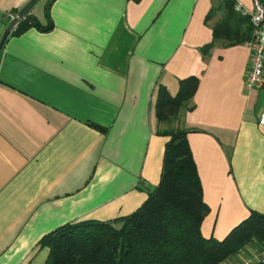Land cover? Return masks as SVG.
<instances>
[{"label": "crops", "instance_id": "1", "mask_svg": "<svg viewBox=\"0 0 264 264\" xmlns=\"http://www.w3.org/2000/svg\"><path fill=\"white\" fill-rule=\"evenodd\" d=\"M50 1L28 16L40 28L5 39L31 0H0V264H44L40 243L60 227L139 210L169 138L157 88L175 97L191 76L199 87L175 127L189 132L210 208L203 237L220 242L264 215V92L243 86L250 53L221 40L202 51L222 0Z\"/></svg>", "mask_w": 264, "mask_h": 264}, {"label": "trees", "instance_id": "2", "mask_svg": "<svg viewBox=\"0 0 264 264\" xmlns=\"http://www.w3.org/2000/svg\"><path fill=\"white\" fill-rule=\"evenodd\" d=\"M234 7L232 0H222L209 12L207 22L216 13L222 17L213 26L212 45L202 48L205 55L215 41L230 47L249 40L251 27ZM31 20L23 18L12 34L20 35ZM198 87L199 79L191 76L179 81L175 97L164 86L157 88L154 114L160 124L167 123L169 129L161 135L169 138L159 184L139 210L114 221L83 220L60 227L40 243L49 251L44 264H227L248 246L264 250V215L259 213L251 212L220 242L203 237L201 227L210 208L203 202V187L186 140L189 132L175 127Z\"/></svg>", "mask_w": 264, "mask_h": 264}, {"label": "built area", "instance_id": "3", "mask_svg": "<svg viewBox=\"0 0 264 264\" xmlns=\"http://www.w3.org/2000/svg\"><path fill=\"white\" fill-rule=\"evenodd\" d=\"M234 13L246 19L251 27L249 40L246 41V50L250 53L249 69L244 74L243 86L248 90L264 92V3L254 0L253 6L247 9L243 4L236 3ZM16 15H10L12 20ZM258 124L264 127V113L261 114ZM241 264H259L264 262V251L252 252L246 256L244 251L237 255Z\"/></svg>", "mask_w": 264, "mask_h": 264}, {"label": "water", "instance_id": "4", "mask_svg": "<svg viewBox=\"0 0 264 264\" xmlns=\"http://www.w3.org/2000/svg\"><path fill=\"white\" fill-rule=\"evenodd\" d=\"M55 0H51L48 4H47V6H46V8H47V11L49 10V7H50V5L52 4V2H54ZM39 2V0H31V2L30 3H27L20 11H19V13L11 20V24L9 25V27H8V29H7V31H6V38L9 36L8 34L11 32V30L12 29H14L15 27H18L19 26V23H20V21L23 19V18H25L26 16H30V13H31V11H32V7L36 4V3H38ZM31 21H33V22H35V24H36V26L38 27V28H40V24H39V21H37L36 19H34L33 17H32V20ZM5 38V39H6Z\"/></svg>", "mask_w": 264, "mask_h": 264}, {"label": "rangeland", "instance_id": "5", "mask_svg": "<svg viewBox=\"0 0 264 264\" xmlns=\"http://www.w3.org/2000/svg\"><path fill=\"white\" fill-rule=\"evenodd\" d=\"M160 129L164 131V130H168L169 127L167 126V123L164 122V123H161ZM258 250L256 248H254V246H248L244 250V253H245L246 256H250L252 252L258 253ZM227 264H241V259L237 258V257H234L230 262L228 261Z\"/></svg>", "mask_w": 264, "mask_h": 264}]
</instances>
